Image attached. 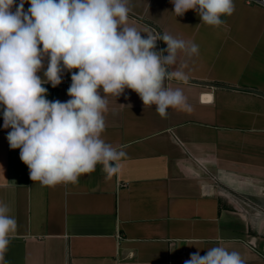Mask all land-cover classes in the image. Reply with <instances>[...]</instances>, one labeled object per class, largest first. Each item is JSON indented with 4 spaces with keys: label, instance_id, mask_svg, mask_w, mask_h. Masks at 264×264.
<instances>
[{
    "label": "crops",
    "instance_id": "obj_1",
    "mask_svg": "<svg viewBox=\"0 0 264 264\" xmlns=\"http://www.w3.org/2000/svg\"><path fill=\"white\" fill-rule=\"evenodd\" d=\"M234 4L214 27L193 10L176 16L170 0H129V26L199 53L179 58L186 82H166L183 90L186 110L161 118L131 89L108 97L102 139L126 153L111 178L98 165L76 184L33 182L0 107V202L17 222L6 264H184L216 246L264 264V9ZM67 83L71 72L43 85L47 99L69 100Z\"/></svg>",
    "mask_w": 264,
    "mask_h": 264
},
{
    "label": "clouds",
    "instance_id": "obj_2",
    "mask_svg": "<svg viewBox=\"0 0 264 264\" xmlns=\"http://www.w3.org/2000/svg\"><path fill=\"white\" fill-rule=\"evenodd\" d=\"M14 2L0 0V107L9 147L20 149L33 182L76 184L98 165L107 178L120 171L126 153L102 139L109 96L131 89L144 106L155 105L161 118L169 108H188L183 90L166 82L188 80L187 64L178 61L198 55L199 46L129 26V0H20L13 12ZM170 2L176 16L193 10L201 23L214 27L235 11L234 0ZM157 41L167 47L157 50ZM65 72H71L70 99L48 100L43 85L57 87ZM9 213L0 202V264H6L4 253L17 228ZM184 264L244 261L240 253L216 246L204 256L191 253Z\"/></svg>",
    "mask_w": 264,
    "mask_h": 264
},
{
    "label": "built area",
    "instance_id": "obj_3",
    "mask_svg": "<svg viewBox=\"0 0 264 264\" xmlns=\"http://www.w3.org/2000/svg\"><path fill=\"white\" fill-rule=\"evenodd\" d=\"M244 2L248 5L257 6L264 9V0H244ZM67 86L69 87V84L67 83ZM67 98L69 96L66 94Z\"/></svg>",
    "mask_w": 264,
    "mask_h": 264
}]
</instances>
